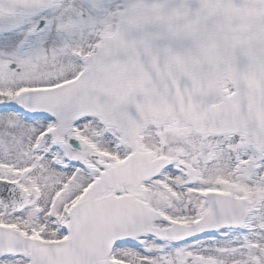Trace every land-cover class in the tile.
Masks as SVG:
<instances>
[{
	"label": "snow or ice",
	"instance_id": "snow-or-ice-1",
	"mask_svg": "<svg viewBox=\"0 0 264 264\" xmlns=\"http://www.w3.org/2000/svg\"><path fill=\"white\" fill-rule=\"evenodd\" d=\"M0 264H264V0H0Z\"/></svg>",
	"mask_w": 264,
	"mask_h": 264
}]
</instances>
